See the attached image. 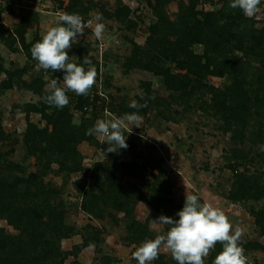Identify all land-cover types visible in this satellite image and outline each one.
I'll return each instance as SVG.
<instances>
[{"label": "rangeland", "instance_id": "374dc122", "mask_svg": "<svg viewBox=\"0 0 264 264\" xmlns=\"http://www.w3.org/2000/svg\"><path fill=\"white\" fill-rule=\"evenodd\" d=\"M161 1L159 5L156 0H0V178L10 182L38 179L40 192L34 199L36 203L42 206L48 201L51 205L63 203V226L68 235L60 238L59 245L63 252L69 253L64 264H137L133 259L136 248L169 228L154 220L162 214L175 217L184 205L186 193L199 194L202 202L221 208L232 222L231 231L241 233L246 264H264V250L253 245H264L258 218L264 200L235 201L228 197L235 182V173L229 166L235 161L234 149L245 152L252 149L253 161L247 164V173L264 174V163L258 158L264 144L258 139L254 144L249 135L256 131V126H249V139L245 143L235 141L232 131L215 116L211 92L182 97L180 91L168 88L161 75L140 64L160 50L161 34L154 36L152 43L149 39L161 17L174 23L192 6L198 19L221 9L227 14L241 10L232 9L230 0ZM73 13L82 17L85 27L69 50L70 58L82 63L87 56L92 64L84 67H95L97 77L87 95L69 91V104L58 109L45 103L44 97L49 92L46 85L50 80L56 79L63 85L64 72L42 69L32 58L31 48L57 25L60 15ZM97 15H102L105 24L102 40H97L92 32ZM246 18L251 21L247 23L262 28L264 3L253 17ZM168 38L174 41L178 35L170 33ZM193 49L202 54L205 45L199 43ZM235 54L246 61L243 52L236 50ZM173 68L175 74L186 72L175 64ZM208 81L214 87L224 88L232 78L209 75ZM133 101L143 107L130 108ZM43 110L55 117L66 110L69 128L79 130V135L86 133L98 119L106 118L105 114L119 118L138 112L142 124L133 130L132 125L128 126L124 133L127 136L132 131L127 137L128 148L119 153H107L106 138L77 135L74 144H70L73 152L61 154L50 146L49 138L55 129ZM31 138L40 139V151H33ZM97 163L107 168V174L97 168ZM112 173L116 196L98 188L97 175L105 180ZM25 185L21 183V190ZM93 189L100 200L99 215L83 208L87 191ZM159 191L167 202L158 210ZM117 197L123 204L130 199V213L116 207ZM28 202L27 197L21 196L17 206L24 211ZM46 220V213H41L40 226L46 229L48 238H53L55 234L43 225ZM29 224L26 219L19 224L17 217L0 213V230L15 240L30 235L22 231ZM92 228L99 231V239L95 237L91 245L77 251L76 247L85 244L87 238H93V232L90 236L86 231ZM144 229L149 233H142ZM30 240L27 238L25 245ZM213 250L205 264H209ZM5 255L0 253V260ZM171 260V253L162 247L159 258L152 264H172Z\"/></svg>", "mask_w": 264, "mask_h": 264}, {"label": "trees", "instance_id": "16d2710c", "mask_svg": "<svg viewBox=\"0 0 264 264\" xmlns=\"http://www.w3.org/2000/svg\"><path fill=\"white\" fill-rule=\"evenodd\" d=\"M156 1L159 5L162 3L161 0ZM247 21L250 20L244 17L242 11L237 14H227L224 9L218 12H208L203 19H198L193 6L185 10L174 23L161 17L159 23L154 26L153 35L149 39L151 43L154 42V36L160 33V50L150 59H143L145 61H141L140 64L144 63L146 69L161 75L168 88L174 92L180 91L182 97H193L196 93L211 92V107L215 111V116L224 123L226 129L232 131L235 141L240 140L241 143H245V140L249 139L247 136L249 126L255 125L257 129L249 133L253 137L250 140H253L255 144L258 139L264 144V26L258 29L253 23L250 24ZM170 33H176L178 38L171 41L168 38ZM199 43L205 45L202 54L196 53L193 49ZM236 50L243 52L246 61L235 54ZM168 62L171 63L170 66H166ZM173 64L177 69L186 70V72L175 74ZM209 75L217 77L227 75L232 78V81L224 88L214 87L208 81ZM251 75L254 76L252 79H250ZM42 113L55 129L49 138L51 148L58 149L61 154L68 152L70 154L72 149L70 144H74L80 131L74 127L72 129V126L69 128L70 118L66 110H61L56 117L50 116L44 110ZM79 136L89 137L85 132ZM30 142L33 144V151H40L39 138H31ZM258 153L259 160L264 163V145L263 151ZM232 154L235 161L229 166L235 173V182L228 197L235 201L264 200V174L247 173V164L253 161L252 149L246 152L234 149ZM96 166L107 174L108 170L103 164L97 163ZM242 168L246 170L243 171ZM105 177L103 180L102 175H97L100 182L98 188L116 196L117 186L113 173ZM21 183L26 184L24 190L20 188ZM39 185L38 179L27 181L15 179L10 182L6 178H0V213H8L17 217L19 224H22L25 219L31 223L22 230L25 235L30 233L27 238L31 240L27 245H25L26 237L24 240L22 238L15 240L0 230V253H6L4 259L0 260V264H64V260L69 255L68 252H63L59 245L60 238L68 235L65 234L63 226L64 205L62 202L51 205L50 201L45 206L36 203L34 199L39 196ZM110 188L112 192L108 191ZM21 196L29 199L24 211L17 206ZM107 197L109 198L110 195ZM159 199L158 210L160 206L164 208L167 202L161 191H159ZM117 200L116 207H123L122 209L130 213V199H126L125 204L122 203L121 198L117 197ZM83 208L95 215L102 213L99 210L100 200L95 189L87 191ZM41 213L47 215V220L43 222V225L55 234L53 238H48L49 234L46 233V229L40 226ZM258 218L264 233V209L258 212ZM135 226L139 227L137 223ZM67 229L73 230L72 228ZM86 231L90 236L93 232L94 236L87 238L82 246L76 247L77 251L85 245H91L92 239H99L100 234L96 229L92 228V231L86 229ZM142 233L148 234L149 230L144 229ZM253 245L264 250V245L261 243ZM221 250L222 245L218 242L212 251L209 264H213ZM171 261L172 264H177L175 260Z\"/></svg>", "mask_w": 264, "mask_h": 264}, {"label": "clouds", "instance_id": "9594fccd", "mask_svg": "<svg viewBox=\"0 0 264 264\" xmlns=\"http://www.w3.org/2000/svg\"><path fill=\"white\" fill-rule=\"evenodd\" d=\"M264 0H230L232 9H240L244 16L253 17ZM97 21L92 29L97 40L103 39L105 24L102 15L95 17ZM85 24L79 14H62L56 26L46 32L40 41L31 48L32 58L38 61L45 71H63V85L52 79L46 85L49 90L44 101L49 106L63 109L69 104V91L77 95H87L96 82L95 67L85 68L92 61L84 57L81 62H73L69 50L78 35H83ZM130 108L139 109L133 101ZM98 119L86 132L97 138H106L108 152H117L128 148L127 137L132 132L124 133L128 126L141 127L142 116L138 112L125 114L122 117ZM77 124V121H73ZM144 138V137H142ZM159 225L169 226L164 234L158 233L154 238L144 240L134 251L133 259L137 264H152L159 258L163 247L171 253L177 264H205L210 250L219 242L222 250L215 257L213 264H246L244 250L240 244V231L232 232V222L219 207L202 202L199 194H187L183 207L175 217L160 215L154 220Z\"/></svg>", "mask_w": 264, "mask_h": 264}]
</instances>
